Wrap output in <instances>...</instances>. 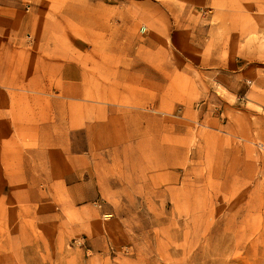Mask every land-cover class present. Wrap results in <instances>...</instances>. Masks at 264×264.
<instances>
[{
  "label": "rangeland",
  "instance_id": "374dc122",
  "mask_svg": "<svg viewBox=\"0 0 264 264\" xmlns=\"http://www.w3.org/2000/svg\"><path fill=\"white\" fill-rule=\"evenodd\" d=\"M248 5L0 0V264H264Z\"/></svg>",
  "mask_w": 264,
  "mask_h": 264
},
{
  "label": "crops",
  "instance_id": "0c3cea01",
  "mask_svg": "<svg viewBox=\"0 0 264 264\" xmlns=\"http://www.w3.org/2000/svg\"><path fill=\"white\" fill-rule=\"evenodd\" d=\"M250 7L245 14H211L212 19H219L218 33L215 35L217 50L236 51L242 59L251 63L260 59L264 52V0H244Z\"/></svg>",
  "mask_w": 264,
  "mask_h": 264
}]
</instances>
